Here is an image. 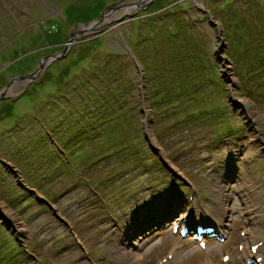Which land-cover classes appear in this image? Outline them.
<instances>
[{
  "label": "rangeland",
  "instance_id": "obj_1",
  "mask_svg": "<svg viewBox=\"0 0 264 264\" xmlns=\"http://www.w3.org/2000/svg\"><path fill=\"white\" fill-rule=\"evenodd\" d=\"M135 1L0 0V90L108 6ZM125 20L79 33L0 102L3 249L22 247L12 264H179L199 250L195 264H247L252 243L264 250V0H157ZM212 71L225 89L204 80ZM71 75L82 83L70 86ZM52 93L65 94L44 115L48 128L37 110ZM90 97L106 104L101 133L63 147L61 128L90 111ZM186 219H213L223 233L201 250L196 225L180 234Z\"/></svg>",
  "mask_w": 264,
  "mask_h": 264
},
{
  "label": "trees",
  "instance_id": "obj_2",
  "mask_svg": "<svg viewBox=\"0 0 264 264\" xmlns=\"http://www.w3.org/2000/svg\"><path fill=\"white\" fill-rule=\"evenodd\" d=\"M167 31H168V33H169V35H167V37H171V36H174V35H177V34H179V32L177 31V30H174L173 31V29L172 28H168L167 29ZM159 33H162V32H160V30L158 31V32H156V33H151V34H149L148 36H147V38H148V43L150 44V42H152L153 41V38L157 35V34H159ZM140 43L141 42H138L137 43V46H136V48L133 50V48H131L132 50V52H135L134 54H135V56L137 57V58H139V60H141V61H143V59H142V57L140 56V54H139V50H143V49H145V48H141L140 46ZM130 47H131V45H130ZM139 49V50H138ZM106 62L107 61H105L104 62V64H106ZM103 64V65H104ZM103 65H101V66H103ZM97 66V64H95V65H92L90 68H88L87 67V69L86 70H91V68H93V67H96ZM146 65L145 64H143V66H141V70L143 71V72H146ZM218 68V67H217ZM107 74V76H108V73H106ZM77 75H79V73H77L76 75H74V76H77ZM73 75H71V76H69L66 80H65V82L66 83H68L70 86H72L73 85V82L72 81H76V83L78 82V84H81L82 83V79L81 78H83V77H75L74 79H73V77H74ZM204 77H205V81L206 80H208V81H210V82H212V83H216V84H218V87L221 89H225L224 87H223V85H224V83L222 82V81H219L220 80V78H219V75H218V73L216 72V71H212L211 73H209V74H207V75H204ZM81 82V83H80ZM87 82V81H86ZM86 82H84V85L85 86H87V87H85V89H86V91H83V93L85 92V93H89V89H90V85H89V83H86ZM60 86H62L61 84H60ZM60 86H59V88H60ZM63 87V86H62ZM194 87L195 88H200V86H198L197 84H195L194 85ZM55 94V99L54 98H47V99H44V102L46 101V104L45 105H42V103H39L38 105H39V110H37V111H39L40 112V114H42L43 115V117H44V115H46L48 112H50L49 111V109H55L54 107H60L61 109H63V104H61L60 103V96L61 95H63V97H64V94L65 93H52V94H46L45 95V97L48 95V96H50V95H54ZM188 94V93H187ZM187 94H184V96H186ZM116 95H114V96H111V97H109L108 99H105V103H108V100L110 99V98H112V97H115ZM45 97H42V98H45ZM42 98L41 99H39L37 102H39L40 100L42 101ZM107 98V97H106ZM68 100H70V96L67 98ZM74 100V97H71V101H73ZM89 100H90V103H89V101H86V103H85V105L86 106H88L89 108H90V111H84V110H82L81 112H79L78 110H77V112L75 111V114L77 115L78 113H80L79 115L80 116H78V118L80 119L81 117H82V115L83 114H85L84 115V119H81V120H79L78 118H76V115H74V111H72L71 112V115H72V117H73V120H75V121H72V118H71V120L70 121H72L71 122V125L69 126V129L66 131V130H62V129H64V128H66L65 126H63L62 128H61V134H62V136H64V134H69L67 137H66V140H64L65 142H64V145L62 144V146L64 147L65 146V148L67 147V146H70V144H71V141L72 142H74V141H76L78 138L79 139H85V135L88 133V136L89 135H91V136H89L88 138H90L91 140H94V139H96L97 138V135L98 134H100L101 133V131L100 132H98V128H99V126L104 122L103 121V117L102 116H98V114H100L101 113V110H102V108H104L105 106H106V104H100V103H98V97H90L89 98ZM2 102V101H1ZM36 102V103H37ZM83 106V105H82ZM83 108H84V106H83ZM88 108V109H89ZM15 112V111H14ZM16 113V112H15ZM196 115H194V116H198L200 113L198 112V113H195ZM35 115V114H34ZM44 121H45V123H46V127H51L50 126V123H49V121H48V119H47V117H44ZM63 122V121H62ZM19 123V121H17L16 122V125H19L18 124ZM76 123H77V125H76ZM11 124V123H10ZM105 128V126L101 129V130H103ZM54 129V128H53ZM58 129H59V127H57V131H55V132H58ZM73 130V133L71 132ZM233 130H235V128H233ZM228 131H230V127H229V125L228 126H223V128H221L220 129V134H226ZM65 132V133H64ZM71 132V133H70ZM98 132V133H97ZM234 133H236V130L235 131H233ZM93 134V135H92ZM94 138V139H93ZM52 157H54L53 155L51 156L50 155V158H52ZM61 162V161H60ZM63 163V165H64V163H67V164H69L67 161H62ZM62 168V167H61ZM21 250H22V247L19 245V246H10L9 248H7L6 250H4L3 249V241H1L0 242V264H12V261H13V259L18 255V254H20L21 253Z\"/></svg>",
  "mask_w": 264,
  "mask_h": 264
},
{
  "label": "water",
  "instance_id": "obj_3",
  "mask_svg": "<svg viewBox=\"0 0 264 264\" xmlns=\"http://www.w3.org/2000/svg\"><path fill=\"white\" fill-rule=\"evenodd\" d=\"M157 0H140V1H135V2H131V3H126L120 6H113L110 5L106 8V10L104 11L102 17L100 20H96V21H92L90 23H87L84 26L83 29H81L78 33L73 34L72 36H70L67 39V42L65 44L64 49L59 52L56 53L54 55H49L46 56L42 59L40 65L38 66L37 69H35L34 71L23 75V76H18V77H14L12 78L1 90H0V102L4 101V99L8 98L9 95L8 93H10L13 89V87L21 82V81H28L31 82L32 80H34L37 76H39L41 73H43V70L45 69V67H47L49 64H51L52 62H56V60L59 59H63L64 56L67 55V53L70 51L71 49V44L74 42L75 38H77L79 33L82 32H91V31H99L101 29H103L105 27V25L107 24H114L115 28L119 27V23L126 21V17L129 16L130 11L132 9H135L137 7L141 8V9H146L147 7H149L150 5H152L153 2H155ZM123 10L124 12L119 15L118 17L114 18V19H110L109 21H107V17L110 15H114L116 13H118L119 11Z\"/></svg>",
  "mask_w": 264,
  "mask_h": 264
},
{
  "label": "bare ground",
  "instance_id": "obj_4",
  "mask_svg": "<svg viewBox=\"0 0 264 264\" xmlns=\"http://www.w3.org/2000/svg\"><path fill=\"white\" fill-rule=\"evenodd\" d=\"M15 112H16V110H15ZM15 115H18L17 112L15 113ZM177 203H179L178 200L174 201L173 202V206L175 205L176 207L180 208L181 206L178 205ZM158 207H160V206H158ZM158 214H159V217L156 220V222L158 220L161 221V218H163V217L165 218V216H166L163 213V211H160ZM206 222H209V224L215 225V221H213V219H210L209 221L206 220ZM182 223H184L185 225H189V226H191L193 224V223L191 224V222H189L187 219L186 220H183ZM197 223H202V222H197ZM18 224H20V223H18ZM215 226L217 227V224ZM217 230L220 233H223L222 230L219 229V227H217ZM204 241H206V239ZM252 244H255V243H252ZM259 248H260V246H259ZM201 250H203V249L201 248ZM205 250L206 251L208 250V246L205 248ZM259 250L260 249H258L257 251H254V250H252V248H249V253L248 252L247 253L244 252V254H246V256H247V260H249V262L251 264H255L252 260L255 259L258 256V254H261ZM202 257H203V252L202 251L199 250L197 252H192L186 258H184L181 262H179V264H195V262L196 261H200L202 259ZM137 259H140V257L138 256ZM213 259L215 260V262H217L219 260V256H214ZM263 260H264V257H263ZM201 262L202 261H200V263ZM208 264H213V263H211V261H209Z\"/></svg>",
  "mask_w": 264,
  "mask_h": 264
},
{
  "label": "snow or ice",
  "instance_id": "obj_5",
  "mask_svg": "<svg viewBox=\"0 0 264 264\" xmlns=\"http://www.w3.org/2000/svg\"><path fill=\"white\" fill-rule=\"evenodd\" d=\"M227 259V258H226Z\"/></svg>",
  "mask_w": 264,
  "mask_h": 264
}]
</instances>
